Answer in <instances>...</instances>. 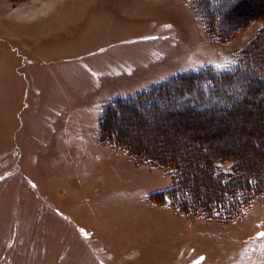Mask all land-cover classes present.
Here are the masks:
<instances>
[{
  "label": "rangeland",
  "instance_id": "rangeland-1",
  "mask_svg": "<svg viewBox=\"0 0 264 264\" xmlns=\"http://www.w3.org/2000/svg\"><path fill=\"white\" fill-rule=\"evenodd\" d=\"M231 3L219 31L190 0H0V264H264V193L221 221L231 207L209 206L221 199L207 167L231 153L242 177L264 166L252 147L264 143V72L217 82L212 97L198 82L150 94L165 110L111 107L180 74L244 65L251 46L261 61L264 0ZM192 96L220 108L177 112ZM113 135L186 160L181 184L102 139Z\"/></svg>",
  "mask_w": 264,
  "mask_h": 264
},
{
  "label": "trees",
  "instance_id": "trees-1",
  "mask_svg": "<svg viewBox=\"0 0 264 264\" xmlns=\"http://www.w3.org/2000/svg\"><path fill=\"white\" fill-rule=\"evenodd\" d=\"M190 1L192 2V4L197 10L199 8L203 11V13L207 12V16L209 17L210 22H211L210 18L214 20L215 24H217V21H218L219 31H222L221 29L222 22L228 14L227 13L228 8L227 10H224V12H222L220 11L219 6L228 0H190ZM242 1L243 0H232L233 3L229 4L230 6L229 8H233V9L236 8V4ZM251 49H252V46L246 48V50H243L241 52L243 58L244 57L246 58V60H244L243 62L244 65L238 63L229 71H224L221 73L220 72L216 73L211 68L207 67L203 71H200V72H192V73L190 72L186 74H180V75H177L171 78L167 82H164L156 86L153 89H150L143 93H139L131 97L116 100L114 103L111 104V107L113 110H115V115L119 117H122L123 115L122 106L124 104L126 107L128 108L131 107L135 111H137V108L144 106L143 103L147 104L151 109L160 108V109L165 110L164 107L168 105L170 101H166L163 103H157V102L151 103L149 99L150 94L157 92V97L159 99H162L161 97H164L166 95L167 96L171 95V92L174 90H176L175 92H179V90L187 88L189 92L190 91L192 92L194 91L192 89H195V87H197L196 84L198 82V83H203V84L202 86H200V89L196 91L197 95L200 96V95L206 94V96L208 95L209 97H212V91L216 89L214 88L215 87L214 84H216L217 82H220L222 83V85L227 86L229 82H231L235 77L242 76L244 77L243 82L244 84H246V81L249 80V74L251 76H254L255 74L258 73V71L260 73L264 72V70L258 69V67L260 66L264 67V62H261L264 59L263 50H258V54L263 53L261 54L263 56V59L261 61H258L260 56L258 55L257 57L255 56V53H250ZM252 68H255V70H251ZM261 80L264 81V76L261 77ZM210 82H211V86H213L212 89H211V86L208 87ZM218 92L219 91L217 89L216 93ZM207 99L210 100L209 98ZM202 102H203V98L202 100L197 101L194 98V96L190 98L188 97V99L185 102H183L180 108H178L177 112L185 111L186 107H189V108L196 107L195 109H199L202 113L210 111L217 107H218L217 109L220 108V106H217L214 103L203 105ZM223 106L226 107V112L224 111L225 113L224 115L229 114L231 111H234L235 109L233 108L234 106L232 105V103L231 104L225 103ZM109 108L110 107L106 108L105 113H108L109 111L112 112V110ZM104 116H102V119H101V129L104 128V125L106 123L105 121L106 118H104ZM147 123L149 125L152 124L150 120H148ZM110 135L112 136V134ZM108 137L102 138V139L109 142V144H112L113 146L125 147L134 159L142 161L143 163H149L152 166H156V167L161 166V167H164L166 169H170L171 171H173L175 182H176L175 185H177V183L181 184L180 182L182 181L181 177L179 178V175H178V172H179L178 170H180V167L185 166L184 170H186V172L189 169L188 166H190V163H186V160L184 159L159 158L152 152H146V151L141 152L140 150L137 149L136 146L134 145L132 146L129 141H126V139H125L126 142H124V140H122L121 138L122 136L115 137L113 135L114 139L110 138V136ZM252 147H254L256 150H259L264 158V143H258L256 142V140H254V142H252ZM202 151L204 154H208L207 147H204ZM224 163H228V167L225 170L220 169L219 168L220 165ZM262 165H264V163ZM242 166L243 165L238 159V157L236 155H233L232 153L226 154V155H218V156L216 155L214 157H211L209 162L207 163L209 174H211L212 179L214 180L216 179L219 184L218 185L219 195H216V196H218L219 199H221V201L214 202L213 204H210L209 206L212 205L211 208H214V209L221 208L222 211H224L223 208L224 209L226 208L224 201L227 200L226 209H229L228 207H231L230 212L228 210L226 211L227 216H223L220 218L218 217L219 219H221V221L229 220L231 217L239 213V211L244 209L255 197H258L264 193V166L260 168L259 172L248 173V174L245 173L246 175H244L243 177L241 176V174L243 173ZM173 189L177 190L176 186H173L171 190L166 192L168 196H171L172 193H174L172 191ZM228 199L229 200L232 199L231 200L232 203L234 204L236 203L238 205L237 209L232 208L234 205L231 206L230 205L231 203L229 204Z\"/></svg>",
  "mask_w": 264,
  "mask_h": 264
},
{
  "label": "snow or ice",
  "instance_id": "snow-or-ice-1",
  "mask_svg": "<svg viewBox=\"0 0 264 264\" xmlns=\"http://www.w3.org/2000/svg\"><path fill=\"white\" fill-rule=\"evenodd\" d=\"M235 63H236L235 61H225L224 63L217 64L216 68L221 71H229L230 70L229 66L234 65Z\"/></svg>",
  "mask_w": 264,
  "mask_h": 264
},
{
  "label": "clouds",
  "instance_id": "clouds-1",
  "mask_svg": "<svg viewBox=\"0 0 264 264\" xmlns=\"http://www.w3.org/2000/svg\"><path fill=\"white\" fill-rule=\"evenodd\" d=\"M26 16H27V14H26ZM28 18H30V17H28Z\"/></svg>",
  "mask_w": 264,
  "mask_h": 264
}]
</instances>
